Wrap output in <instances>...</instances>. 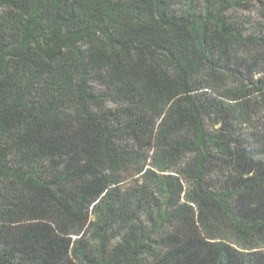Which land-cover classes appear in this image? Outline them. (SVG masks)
I'll use <instances>...</instances> for the list:
<instances>
[{"label": "trees", "instance_id": "trees-1", "mask_svg": "<svg viewBox=\"0 0 264 264\" xmlns=\"http://www.w3.org/2000/svg\"><path fill=\"white\" fill-rule=\"evenodd\" d=\"M0 264H264V0H0Z\"/></svg>", "mask_w": 264, "mask_h": 264}]
</instances>
